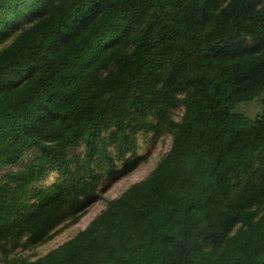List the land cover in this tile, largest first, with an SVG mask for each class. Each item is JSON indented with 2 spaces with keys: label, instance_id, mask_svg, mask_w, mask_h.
Instances as JSON below:
<instances>
[{
  "label": "trees",
  "instance_id": "1",
  "mask_svg": "<svg viewBox=\"0 0 264 264\" xmlns=\"http://www.w3.org/2000/svg\"><path fill=\"white\" fill-rule=\"evenodd\" d=\"M21 19L0 51V80L23 78L0 88V168L41 152L16 185L0 183L3 254L85 212L97 154L113 165L108 146L122 160L134 149L128 168L136 135L166 128L172 147L146 179L23 264H264V0H0V39ZM48 168L62 181L30 192Z\"/></svg>",
  "mask_w": 264,
  "mask_h": 264
},
{
  "label": "rangeland",
  "instance_id": "2",
  "mask_svg": "<svg viewBox=\"0 0 264 264\" xmlns=\"http://www.w3.org/2000/svg\"><path fill=\"white\" fill-rule=\"evenodd\" d=\"M31 24L30 19H21L18 21L17 28L13 30L5 38L0 39V51L7 48L13 43L15 38ZM247 45L256 44L252 39H249ZM259 48L263 45L256 44ZM22 77L13 79L4 78L0 80V88L8 84H14L21 81ZM255 104H246L241 106V110L248 114L256 112ZM185 107L179 104L169 112V117L175 122L182 120ZM135 154L134 164L125 167V160L133 154L134 149L128 151L124 159H120L121 150H115L114 146L107 147V153L113 159L108 162L104 155L97 154L95 161H93L92 170L98 177L96 200L91 203L76 220L67 221L60 224L54 231L50 238L35 245L26 246L25 238L21 241H6L5 245L7 251L6 256L0 250V264H23L29 261L37 260L53 249L62 245L66 241L75 237L78 233L84 230L89 223L100 215L108 206V204L119 198L129 187L146 179L160 160L167 154L173 144V135L171 131L164 128L162 131L155 132H139L135 137ZM40 149L37 147H30L24 156L16 163L0 168V183L16 185V178L13 173L22 172L26 170L29 165L40 155ZM68 157L72 159L73 167H82L85 165V145L80 144L69 150ZM114 167V171H112ZM26 177V176H25ZM20 178V177H19ZM62 181V177L58 170L48 168L47 171L35 180H32L28 186L30 192L43 189ZM261 215V208L257 209ZM240 225H237L232 231L234 234ZM221 247H215L212 244L205 243L204 250L209 256H215Z\"/></svg>",
  "mask_w": 264,
  "mask_h": 264
}]
</instances>
